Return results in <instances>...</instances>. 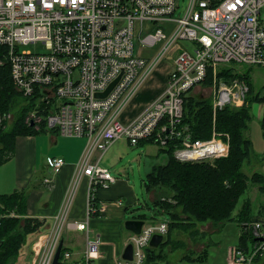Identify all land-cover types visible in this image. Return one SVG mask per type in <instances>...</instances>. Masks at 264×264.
<instances>
[{
	"label": "built area",
	"instance_id": "2783aa9c",
	"mask_svg": "<svg viewBox=\"0 0 264 264\" xmlns=\"http://www.w3.org/2000/svg\"><path fill=\"white\" fill-rule=\"evenodd\" d=\"M178 9L177 0H0V68L8 66L15 90L36 99L39 107L27 116V123L32 127L44 123L46 132L87 141L73 189L54 224L32 243L29 264H53L65 230L88 232L81 264H95L99 258L103 241L90 231L89 220H68L82 176L88 177L91 188L88 219L99 211L95 192L116 182L110 169L92 162L95 152L104 154L121 140L132 146L146 141L161 147L178 141L174 155L181 163L214 162L229 155L227 142L216 136L194 139L190 128L182 126L185 99L210 76L213 85L222 80L213 96L215 112L248 103L250 82L234 76L226 79L216 72L229 64L264 69V0H188L175 19ZM164 21L177 24L170 35L159 27ZM185 42L191 48L182 47ZM137 43L144 50L162 46L151 56L138 53ZM31 45L43 50H21ZM175 47L178 55L164 93L125 122L127 107ZM113 84L106 97L98 96ZM37 128L42 130V125ZM47 164L57 175L66 161L51 156ZM53 181L46 178L45 184ZM244 225L254 241L249 247H232L231 263L260 264L264 221ZM168 232V221L145 224L140 234L128 239L133 259L121 258L116 264H148L153 238H165ZM61 258L68 260L69 254Z\"/></svg>",
	"mask_w": 264,
	"mask_h": 264
},
{
	"label": "trees",
	"instance_id": "16d2710c",
	"mask_svg": "<svg viewBox=\"0 0 264 264\" xmlns=\"http://www.w3.org/2000/svg\"><path fill=\"white\" fill-rule=\"evenodd\" d=\"M210 83L209 76L206 85ZM257 96L259 95L254 96L255 99ZM36 103V99L25 98L15 90L8 66L0 68V167L14 156L19 137L46 132L44 123L42 130L35 132L26 122ZM20 105H24L22 110L16 112ZM249 106L248 99L243 108L227 107L214 112L210 101L194 97L185 99L182 126L190 128L194 139L207 140L215 132L222 133L229 142L230 152L227 157L215 160V163L192 164L181 163L175 158L178 141H171L161 148L167 162L153 167L147 187L149 191H157L159 210L169 217V232L166 242L162 244L163 249L168 247L174 251L186 247L188 239L201 244L213 232L221 230L227 222L236 220L244 225L254 220L250 213L245 218L242 216V210L247 206L235 217L241 197L255 182V177L249 180L243 172L244 164L251 156L256 155L251 138L246 133L253 121ZM43 107L40 108L42 113ZM14 112V118L10 122V115ZM144 143L153 144L146 141L140 144ZM255 176L264 182V176ZM247 203L246 200L244 205ZM27 213L26 191L0 195V264H17L29 238L46 229L43 221L28 217ZM207 224H213L215 231L206 232L202 227ZM250 238L254 241L253 236ZM207 250L205 247L197 257L187 255L183 259L198 260ZM64 253L65 249L62 256ZM162 253H157L154 248L148 249V264H157L158 258L165 257Z\"/></svg>",
	"mask_w": 264,
	"mask_h": 264
},
{
	"label": "crops",
	"instance_id": "0c3cea01",
	"mask_svg": "<svg viewBox=\"0 0 264 264\" xmlns=\"http://www.w3.org/2000/svg\"><path fill=\"white\" fill-rule=\"evenodd\" d=\"M170 71L167 72L165 80L161 84H156V87L153 86L150 88V82L147 84L146 87L149 89L150 94L143 93L145 98L132 103L130 107L134 109V112H131V114L126 112L124 114L123 120L125 122L131 121L164 93L167 87V76ZM205 86L206 84L201 87H196L190 97L205 99L202 91ZM142 92L140 93L141 95ZM211 104L213 107V98ZM260 126L263 131L264 127L261 123ZM48 133L51 134V137H44V135L41 136L39 134L19 137L14 156L0 167V177L3 174V177L0 179V195L11 194L15 191H26L27 216L43 221L46 228L54 224L65 199L73 189L74 180L78 173V163L82 159L87 146V141L84 138L64 137L56 132ZM246 133L250 134V129ZM249 137L251 138V136ZM60 138H63V140ZM63 141L67 142L62 144ZM113 145L104 154L100 151L95 152L91 159L92 162L98 163L101 166L105 154ZM51 156L63 157L66 161L61 172L57 175L53 174L47 164V158ZM113 167L114 165L103 168L110 169L115 173L112 170ZM49 177L54 178L53 184L50 186L45 184V179ZM254 188L256 187H252L250 195V203L253 208L250 217L252 219L254 218V221H251L250 224L257 221L255 220L257 217L258 220L264 221V190L261 189L262 191H260L258 189L255 191ZM147 191L149 203L154 206L153 209L149 208V204L143 205L134 191L127 185V182L116 177V182L110 188H99L95 192L94 205L99 207V211L88 219L91 188L88 177L82 176L68 212V220L79 222H87L89 220L90 231L101 235L103 245L101 247V254L95 264H116L119 259L123 258L125 249L130 244H128V239L135 234L126 229L125 223L127 221L138 220L144 221L145 224L159 223L161 221L169 222L168 215L162 210H159L160 207L157 205V191H149L148 187ZM245 200L248 202V199ZM119 202H122V204ZM244 204L242 207H244ZM144 210L148 212L145 213ZM207 226L211 225L207 224ZM242 234L244 235V232ZM87 237V231H65L62 238L64 241L63 250L65 249V253L69 254V258L68 260L61 258V261L66 264H69V261H71V264H81L84 260ZM36 238L37 235L29 238L28 246L21 251L19 256L22 261L21 264H29L31 246ZM166 240L167 237H165L163 243ZM163 243L158 248H154L157 253L161 254L163 252V250L159 251V249H163ZM166 249L169 248L167 247ZM162 255L165 257L158 258L157 264L167 259V254L163 252ZM260 264H264V262H260Z\"/></svg>",
	"mask_w": 264,
	"mask_h": 264
},
{
	"label": "rangeland",
	"instance_id": "374dc122",
	"mask_svg": "<svg viewBox=\"0 0 264 264\" xmlns=\"http://www.w3.org/2000/svg\"><path fill=\"white\" fill-rule=\"evenodd\" d=\"M177 4L179 6V9L174 15L175 19L181 16L183 9L187 7L188 0H177ZM176 25V22L164 21L160 23L159 27L162 28L167 33V35H170L176 28ZM181 45L186 49L191 48V44L188 42L182 43ZM161 46L162 44L154 47L151 50H144L140 47V44L137 43L136 51L138 53H144L145 55L152 56L159 52ZM21 50L42 51L43 48L41 45H31L28 47H24ZM177 55L178 47H175L171 49V51L167 53L165 57L160 61V63L157 65V68L153 71L152 75L138 92L137 97L133 99L130 105L127 107L126 112L128 114L134 112V109L130 107L132 103H134L136 100L141 101L142 98H145V95H143V93L150 94L149 89L146 87L149 82V85L151 84V88L153 86L156 87V84H161V82L165 80L166 74L172 69V66L174 64L173 60L177 57ZM218 73L220 77H225L226 79H230L229 76H234L247 80L248 82H250L251 89L253 88V90L251 91L252 94L249 96V107L254 117L252 123L250 124V134H247L248 136H251V141L256 155L254 154L253 156H251V158L244 164L243 172L248 176L249 180L255 177V182L249 186L248 191L241 197L235 212V217H238V213L241 211V209H244L242 205L246 202L245 199H248V203L244 206H248L249 209L246 208L247 210H242V216L245 218L248 213L253 212L252 204L250 203L252 187H256L254 188L255 191H257L258 189L260 191L264 190V182H262L261 178L255 176V174H259L263 177L264 174V130L262 131V127L260 126L261 123L264 127V69L259 67L229 64L218 67L216 75ZM221 81L222 80L215 82V84L213 85L212 80V85L205 86V88L202 90L204 94L203 97H205L204 100L211 102L213 96L218 90ZM144 89L146 90L144 91ZM141 92L142 95L140 94ZM256 94L259 95L257 96V99H255L254 97ZM25 105L28 104L26 103ZM23 106L24 105H20L19 110L16 109L15 111H21ZM38 108V104L36 103V107L33 110H30V113L34 110H37ZM14 114L15 112L10 115V122H12ZM40 125H42V123H37V126ZM37 126L33 127V130L35 132H39ZM46 133H42L39 135H44V137H51L50 133ZM214 136L218 137V139L222 140L224 143L227 142L228 146H230L228 140L224 138L225 135H223L222 133L215 132L211 137L213 138ZM60 139L63 140V138ZM66 142L67 141H63L62 144ZM161 148L162 147L156 143H144L139 144L138 146H132L125 140H121L115 143L105 154V158L103 162H101V166L111 167L114 165L112 170L115 171V176L127 182V185L134 191L135 195L138 199H140L143 205L149 204V208L153 209L154 206L149 203L147 185L149 184V172H151V168L153 166L163 165L167 162V157L162 153ZM2 175L3 174H1V177H3ZM144 212L147 213L148 211L144 210ZM202 228L209 233L215 231L213 224L211 226L204 225ZM242 232H244V235L242 234ZM250 236L251 229H246L243 227V225H240L238 221L233 220L227 222L221 230L209 235L208 238L202 241L201 245L199 244V242L195 243L192 242V240L188 239L186 241V247L178 248L174 251L166 248L159 249V251L163 250V252L167 254V259L165 261L158 262V264H232L230 260L231 248L239 246L249 247L252 243ZM27 246L28 244L24 248H26ZM203 247H208V250L207 253L200 259L195 261H188L183 259V257L187 255H196L197 257L200 254V251H203ZM21 262L22 261L19 257L17 264H21ZM261 262H264V257L262 258ZM69 264H71V261H69Z\"/></svg>",
	"mask_w": 264,
	"mask_h": 264
},
{
	"label": "water",
	"instance_id": "95a60500",
	"mask_svg": "<svg viewBox=\"0 0 264 264\" xmlns=\"http://www.w3.org/2000/svg\"><path fill=\"white\" fill-rule=\"evenodd\" d=\"M115 84H113L106 93L104 94H101V95H98V96H101V97H106L107 94L111 91V89L114 87ZM145 222L144 221H138V220H129L125 223V227L128 231H131L135 234H140L141 233V230H142V227L144 226ZM164 237L161 236V235H156L152 242H151V246L153 248H158L160 246L161 243H163L164 241ZM63 247H64V241L61 240L60 242V245L58 247V250H57V253H56V256H55V259H54V262L53 264H66L64 262L61 261V255H62V251H63ZM123 259L125 260H132L133 259V246L132 244H129L126 249H125V252H124V255H123Z\"/></svg>",
	"mask_w": 264,
	"mask_h": 264
},
{
	"label": "bare ground",
	"instance_id": "6f19581e",
	"mask_svg": "<svg viewBox=\"0 0 264 264\" xmlns=\"http://www.w3.org/2000/svg\"><path fill=\"white\" fill-rule=\"evenodd\" d=\"M250 163V162H249ZM262 206V205H261ZM247 208H248V206H247ZM249 209V208H248ZM247 210V209H246ZM264 212V211H263ZM255 220H257V219H255Z\"/></svg>",
	"mask_w": 264,
	"mask_h": 264
}]
</instances>
